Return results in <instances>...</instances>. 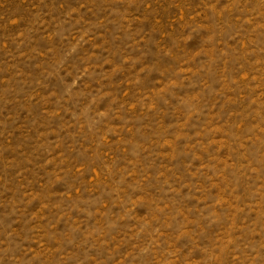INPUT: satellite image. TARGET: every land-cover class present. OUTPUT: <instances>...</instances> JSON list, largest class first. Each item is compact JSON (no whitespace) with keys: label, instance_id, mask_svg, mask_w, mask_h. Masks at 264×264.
Wrapping results in <instances>:
<instances>
[{"label":"rangeland","instance_id":"rangeland-1","mask_svg":"<svg viewBox=\"0 0 264 264\" xmlns=\"http://www.w3.org/2000/svg\"><path fill=\"white\" fill-rule=\"evenodd\" d=\"M0 264H264V0H0Z\"/></svg>","mask_w":264,"mask_h":264}]
</instances>
